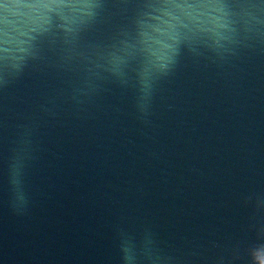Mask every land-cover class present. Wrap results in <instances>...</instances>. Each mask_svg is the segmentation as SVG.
<instances>
[{
	"label": "water",
	"instance_id": "water-1",
	"mask_svg": "<svg viewBox=\"0 0 264 264\" xmlns=\"http://www.w3.org/2000/svg\"><path fill=\"white\" fill-rule=\"evenodd\" d=\"M0 264H264V0H0Z\"/></svg>",
	"mask_w": 264,
	"mask_h": 264
}]
</instances>
